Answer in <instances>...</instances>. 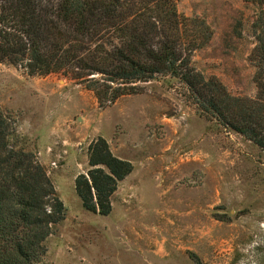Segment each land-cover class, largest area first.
Here are the masks:
<instances>
[{
    "label": "rangeland",
    "instance_id": "rangeland-1",
    "mask_svg": "<svg viewBox=\"0 0 264 264\" xmlns=\"http://www.w3.org/2000/svg\"><path fill=\"white\" fill-rule=\"evenodd\" d=\"M209 29L192 65L233 95L253 97L256 8L244 0H175ZM100 107L70 74L28 75L0 63V107L52 179L66 208L41 264H264V149L201 114L169 75ZM101 135L131 172L112 209L86 210L74 177Z\"/></svg>",
    "mask_w": 264,
    "mask_h": 264
},
{
    "label": "trees",
    "instance_id": "trees-1",
    "mask_svg": "<svg viewBox=\"0 0 264 264\" xmlns=\"http://www.w3.org/2000/svg\"><path fill=\"white\" fill-rule=\"evenodd\" d=\"M244 1L256 8L253 97L233 95L194 68L193 51L207 42L209 29L197 17L181 18L175 0H0V63L28 75L70 74L100 107L135 93L137 82L169 75L187 86L201 114L264 149V0ZM86 156L75 192L86 210L107 215L133 166L101 135L89 141ZM65 214L36 152L0 107V264H41Z\"/></svg>",
    "mask_w": 264,
    "mask_h": 264
}]
</instances>
